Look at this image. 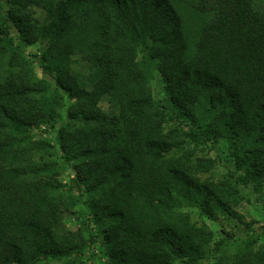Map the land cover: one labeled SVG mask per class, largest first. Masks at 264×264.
<instances>
[{
	"label": "trees",
	"instance_id": "obj_1",
	"mask_svg": "<svg viewBox=\"0 0 264 264\" xmlns=\"http://www.w3.org/2000/svg\"><path fill=\"white\" fill-rule=\"evenodd\" d=\"M250 184L264 188V0H0V264H94L96 243L107 264H264L257 239L229 253L177 221L240 218Z\"/></svg>",
	"mask_w": 264,
	"mask_h": 264
},
{
	"label": "rangeland",
	"instance_id": "obj_2",
	"mask_svg": "<svg viewBox=\"0 0 264 264\" xmlns=\"http://www.w3.org/2000/svg\"><path fill=\"white\" fill-rule=\"evenodd\" d=\"M37 14L39 16L43 15L40 10H38ZM37 48L36 45L30 47V53H36ZM153 87L155 91L161 88L157 81L154 82ZM99 104L108 115H115L119 111V103L113 91L105 93L101 97ZM33 133L34 140L42 139V132L39 128L35 129ZM220 170H222V167L221 169H216V171L219 172ZM206 175H208V173ZM60 177L64 183H68L67 172H61L59 178ZM250 186V188L247 187V189H245V193H243L244 198L239 205L234 206L240 218L226 216L222 212H216L217 217L211 218L199 207H195L177 209L179 210L178 215L180 214L177 221L182 225L189 222L200 227L204 226L209 228L214 236L213 241L227 238L228 242L225 243L229 244L227 249L229 253L235 251L236 243L246 238L257 239L258 241L254 245L260 248L261 243H264V188L261 189V191H257L253 184H250ZM64 221L66 227L70 230L81 228L80 220L75 213L66 212L64 214ZM84 259L94 264H107L102 246L98 243L90 245V247L87 248ZM216 260L218 259H213L212 263ZM54 264H61V262L56 261Z\"/></svg>",
	"mask_w": 264,
	"mask_h": 264
}]
</instances>
